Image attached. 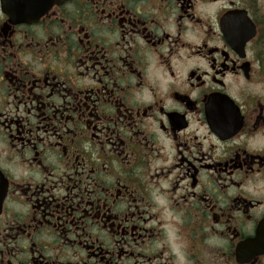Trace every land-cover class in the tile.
<instances>
[{"label": "flooded vegetation", "instance_id": "af4514ba", "mask_svg": "<svg viewBox=\"0 0 264 264\" xmlns=\"http://www.w3.org/2000/svg\"><path fill=\"white\" fill-rule=\"evenodd\" d=\"M22 3L0 264H264V0Z\"/></svg>", "mask_w": 264, "mask_h": 264}, {"label": "water", "instance_id": "95a60500", "mask_svg": "<svg viewBox=\"0 0 264 264\" xmlns=\"http://www.w3.org/2000/svg\"><path fill=\"white\" fill-rule=\"evenodd\" d=\"M30 4H9L5 5L6 11L12 17L38 19L47 12L53 5L60 4L65 0H27ZM23 2V1H22ZM8 4V3H7Z\"/></svg>", "mask_w": 264, "mask_h": 264}]
</instances>
